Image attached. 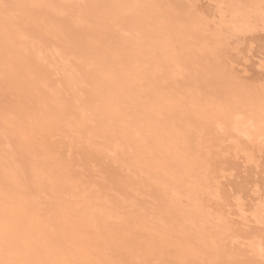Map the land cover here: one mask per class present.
I'll list each match as a JSON object with an SVG mask.
<instances>
[{
	"label": "bare ground",
	"instance_id": "bare-ground-1",
	"mask_svg": "<svg viewBox=\"0 0 264 264\" xmlns=\"http://www.w3.org/2000/svg\"><path fill=\"white\" fill-rule=\"evenodd\" d=\"M44 1L45 0H34V2H36L38 6L40 4H43ZM63 1L74 2L78 0H63ZM163 1H165L167 6L170 5L169 2H166V0ZM188 2L190 3V6H193L191 4V1ZM48 5L49 7L55 9L54 5H51L50 3ZM222 6L220 10H218L220 12L219 14L220 22L218 29L216 30L215 35L212 34L214 35V40L211 41L206 38L198 39L201 50L202 49L205 50L207 52V55L212 56L214 60L218 57L219 51L223 50L224 44L228 45L229 43L228 40L230 37H232L231 39H233V36H238L245 32L254 31L255 30L254 28L257 27L255 26V24H259V25L261 24L262 28L264 27V14H263L264 12L254 18L251 15H242L243 13H241L240 10H238L239 8L237 9L234 8L233 6L232 12L229 13L230 16H226L224 9L225 7L223 8ZM173 7L174 6H172V8ZM44 8L46 9L47 7ZM145 10L147 11V9ZM169 11H173V10H169ZM112 19L113 21L115 20L117 21V29L116 30L114 29L115 31L113 30L114 32L112 34H108V36L107 34L104 35L101 34L99 36H103L108 41H110V38L113 37L117 41L113 44H108L107 45L108 47L104 49L99 44L98 35L87 34L86 32H82L81 27L83 21L79 17L77 20L73 22L74 24V30L72 29L73 31L71 30L66 31L64 29H61L58 35L52 37L53 35L51 34L52 35L51 38H48L47 40H46L47 37H44L42 34L40 36L44 37L45 40L38 41L41 38L39 37L37 42L36 41L33 42V45L31 46L32 49L35 51L38 60L44 61L45 63V60L51 59L52 63L56 67V73H54V71H53L54 74L52 73V76H55L56 78L53 79L49 78L46 82L44 81V83L43 82L42 83L44 84V86H47V88L48 87L50 88L49 90L46 87H44L50 91L53 99L56 100L57 105L59 106V110L60 108H62V110H65L63 109L66 106L65 104H63L65 102V97L72 96L71 94H74L72 100L70 99L72 105L69 107L67 106L68 107L67 112L63 113L64 115L63 117L65 119L64 131L66 132V135L68 134L70 136L78 133L81 134L82 137L86 136L87 142L89 143L92 142L94 145L99 146L100 150L104 154L108 156L109 155L113 156V159L115 160L114 164H118L120 168L122 167L125 171L131 174V179L126 182L127 186H126V190L124 188L125 190L123 191L124 194H120L121 192L119 193L120 194L119 196L122 198V200L121 198L118 197L121 201H123L124 205L127 203L126 201L128 199H131L130 197H133V195L136 198V196H140V195L143 196V194L145 196L146 194V197H148L147 199L148 200L150 199V201L147 202V206L149 207L148 210L152 214H154L153 212L158 208L159 206L158 202H160L161 206H159L160 208H158L156 214L158 220L157 222L158 227L147 226V225L144 226L141 225L138 227L136 226L135 223V226L137 227L136 230H138L139 228L138 231L143 232L144 234L147 233V235L144 236L153 239V242H149L147 244L150 246V249L152 250V251L149 250V252L150 251L153 252V249H155L154 244L157 241V243L160 245L163 246L170 245L174 247V249L178 253L179 259L185 264L188 262H189L188 264H190V261L191 262L197 261L200 262L201 264H216L215 261H221V262L223 260L225 261L226 259H229L231 257L230 252L233 249V248L232 249L229 248L227 244L225 245V239L229 235V231L231 230L232 227L231 222L234 223L233 222L234 220H231V217H233L235 213L234 211L233 213L232 211L231 213H227L230 212L231 209L227 211L225 209L226 207L225 208L223 207L225 211L224 213L222 212L223 209L221 210L220 203L223 202L226 205V202L228 201L227 200L225 202L222 196L220 195L222 181H220L221 179L219 180V178L216 176L214 171L215 168H213L212 164L209 163V161H207L208 159L200 160L199 159L200 157L199 158L195 157V155L192 154V152L196 144L200 145L203 143V141L205 140L204 137L206 136V134L204 133L206 132L208 136H215L216 139L222 137L226 138L229 141L230 146L233 145V147L237 149V150L235 149L237 151L236 153H240V154L247 153L245 155H247L248 161L256 163L257 161L255 160V156L251 153H248L247 150H245V147L248 146V144H251L253 147L258 149L259 153L261 154L264 153V87L255 88L252 87V85L245 88L239 87L240 78L238 79V76L235 75V78L232 79L230 78L225 81L219 75H217L216 71H215L216 74L214 76L213 75L210 76L208 81L207 79L208 72H206V70L204 71L203 68H201L199 75L202 74L201 79L203 86L201 88L191 86L188 89L190 91L189 94L191 97H193L194 104H197V102L200 101L199 98L201 97L203 90L207 91L208 96L209 97L212 96L211 98L214 99V101L213 103L209 102L203 105H198L197 107H195V109H192V111H188V113L182 114L180 111V108L183 105L182 100L180 101L177 99V101L179 102L174 103L173 100L175 99L172 100L171 98L165 96H156L153 98L150 95L147 86L140 84V81L138 80L136 74L135 75L133 74L132 76L129 74V72L132 71L131 66L133 64L141 63L145 59V57L149 56L148 54L149 49L150 47H153L155 45L154 41L152 40L148 41V45L145 46L146 48L141 47L135 50H129V47L127 45L129 36L133 32H136L138 30V26H136L135 24H130L124 20L120 21L115 18ZM154 24L152 25L154 26ZM191 25L193 27L194 24ZM28 29L29 26L28 27L22 26V28L18 31V41L20 44L24 45V43L26 42V38L28 36L27 35ZM150 32H152V30ZM194 33H196V30ZM26 49L28 50V48ZM220 63L221 61H217L216 63H214L213 68L215 69L217 66L220 65ZM27 73L30 77L33 76L31 72H27ZM43 74H45V72ZM204 76H207L206 78L207 80L205 79ZM203 77L205 80H203ZM33 80L35 81V79ZM206 81L207 83L204 84ZM36 83L37 81H35V84ZM221 85L226 90L224 94L219 92ZM229 85H231L232 87H228ZM232 88L233 89L237 88L239 90L238 95L234 100L227 98V96L231 93ZM68 101H69V97H68ZM48 104L44 98H39L36 101V107H37L36 113H40L41 119L43 121L42 123H46L47 121H50V117L47 111ZM212 104L217 105L216 108L213 107L214 110L212 108ZM19 110L22 109L19 108ZM53 110L55 109H51V111ZM35 117L36 115H34V118ZM17 119L20 122V124H23L20 118ZM4 120L5 119H3V121ZM176 120L179 121L177 122L179 125L173 124V122ZM7 130L10 129L7 128ZM152 131L155 133L154 140L153 139L149 140L148 134L151 133ZM178 133L181 135L179 138H176L177 137L176 134ZM0 134H1L0 136V264H8L7 258L12 260V262H15L16 264L17 261H13V260H16L14 259L16 258L15 255L19 257L18 254H20L21 257L23 258L22 259L23 262L26 261L25 262L26 264H35V263L53 264L54 261H52L51 258L49 259V257H51V253L48 255L49 257H47L46 259H43L41 261L33 260L35 262H32L31 255L33 256V254L35 253L34 251L36 250L35 247L34 250L31 249V252L29 251L25 252L24 250H22L23 252L22 254L21 250H16L19 248L18 247L15 248V242L18 241L19 247L21 248L23 247L22 244H24V242L27 245L28 243L29 245L34 244V242L32 241V236L33 238L36 237L37 239V236H40L42 233L44 234L45 231H51L52 235H55L59 231V226L57 225L59 221L62 219L67 220V222L65 223L66 227L70 228V225L72 226V224H74L75 227L78 226L84 227L88 229V231L90 230L94 232H100L103 230V228L109 225H115V226L117 224L123 225L126 223V221H128L126 220L124 209L120 207L118 204H116L110 197L105 196V199L103 201L97 200L96 202L94 201V199H91L90 197L91 193H89L87 187H83L84 184H82V187H80L79 181L75 180V178L74 179L71 178L72 180H69V183H71L69 186L70 188L68 187L67 189H65V192L62 193L63 197L65 196L64 199L60 200L59 198H57L56 200L55 199L53 200L55 201L54 205H56V203H59L60 205L57 204V206H61L58 208L59 209L58 210L59 215H57L58 220L54 222L50 220L51 223H48V217L51 215L50 212H53L54 209L57 210V208L56 207L51 208L52 210H50V212H48L49 209H47L48 211H45V214H43L42 216L39 214L40 211L45 210L43 209V206L45 205L43 201L49 199V195H50L47 189L44 187V185L40 184V177L37 176L38 171H40L41 169L37 170V167H34V165L32 164L33 166L28 167V169L25 170L24 167L25 165L21 164L23 163V161L21 163L18 162L20 159L15 158L18 157V155L17 156L13 155L15 152L14 148L15 150L17 148V147L13 148L14 138L12 137L13 139H11L10 137H8V135H5L6 138L3 139L5 137L3 131L2 133L0 132ZM33 135L35 136V134ZM2 136L3 138H1ZM226 139L225 141H227ZM15 141L19 142L16 140V137H15ZM70 141L71 140H69V142ZM92 143H90V145H92ZM18 144L17 146L19 148L20 145ZM24 145L22 144V149H20L21 147L19 149L24 150L23 149ZM30 150L31 149L29 148V151ZM29 151H26V154ZM15 159L17 161H14ZM9 160L10 161L13 160L15 164L14 163L12 164L11 162L13 161L10 162ZM5 161L6 162L9 161L7 163H10L11 165H6ZM26 161L27 160L25 159V162ZM34 162L39 163V161H34ZM45 167H47V165H45ZM51 167L53 168L54 166ZM42 170L44 172V169ZM49 171H52V169H49ZM66 172L68 173V171ZM49 173L50 172H48V174ZM64 173L62 174V176L64 175ZM21 174L23 175L25 174L24 176H22L25 177L22 178V181L23 179H26V177H29L34 182L32 185H29L30 188H28V190L26 191L24 189H21L24 191L19 190V188L23 187L22 186L23 183L22 185L19 184L21 183V180L18 179V177ZM55 177L57 178V176ZM66 180L68 181V178ZM25 182L27 183V181ZM57 182H59V180ZM14 188L17 190L16 194L18 196L17 200H14L15 202L17 201L15 204L17 210L16 211L13 210L15 212L11 213V207L13 204L10 206L11 204L10 202H14L12 196L13 193L16 192ZM209 188H213L212 192L214 191L215 192L214 193L211 192L210 194V192H208ZM79 189L81 192L79 199H81L82 197L84 201L83 203L76 202V200L78 199L76 195ZM257 189L255 191V194L258 196L257 193L259 190ZM88 193L90 195H88ZM205 194H209V195L205 196ZM208 196H210L211 198L213 197L212 198L214 199L213 201L216 200L215 202L219 205L218 208H217L218 205L216 206V208H210L208 202L206 201V198ZM227 198H225V200ZM133 203H135V201ZM133 203L132 205H129L128 202V205L133 208ZM215 204L213 205V207L215 206ZM62 207L63 209L61 211L60 208ZM237 207H239V209L237 208V210L240 211L239 214L240 217L238 216V218H240L245 225H248L250 227V224L255 223L264 228L263 199L259 198L258 203L256 202V206L254 207L255 208L254 210L252 209L250 210V208L248 209L245 204H240V203L238 204ZM32 208L36 210V216L35 215L32 216L30 214H29L30 216H28L27 212L31 211L30 209ZM46 212H48V214H46ZM44 215L46 218L42 220L41 218ZM149 217L151 216L149 215ZM173 221H178V225L180 224L179 231L175 227V229L177 230L176 231L177 235L175 237L171 236V234L170 235L168 234V227L171 224H173ZM125 225L126 226L129 225V223L128 224L126 223ZM241 229H245V228H241ZM257 231L258 230H256V232ZM137 232L136 235L140 234ZM256 232L254 233L255 237L252 235V232L249 233L252 235V237L251 240L246 241V243H248L246 247L249 248L250 250L249 252L252 253V257L249 256V261L248 258L246 257L245 258L246 262L244 261L245 260L244 259L243 261L245 263L243 262V264H264V238L259 237L257 235L258 232L257 234ZM261 233L262 232H260L259 234ZM241 236L235 238L237 242H239V240L240 241L244 240V238ZM197 240L199 244H195ZM43 244L44 243H42V245ZM241 245H245V243L242 241ZM27 248L24 249L26 250ZM240 248L236 249L237 252L236 254L235 252L232 253L233 255L235 254L234 258L238 256L237 258L239 260H240V256L244 255L241 253L242 250L241 252H238ZM88 250L90 249L88 248ZM136 250H138V248ZM227 250H229L228 255H227L228 253ZM246 250L244 248L245 251L244 253H248V250L247 252ZM19 251L20 253H18ZM32 251H34V253H32ZM83 253L82 255H84ZM24 254L26 255L24 256ZM226 255L229 256V258L228 257L226 259L223 258L222 260L221 258L226 257ZM21 257H20V261H21ZM136 257H139V255H137ZM109 258H105V260H108ZM243 258L244 257H242V259ZM36 260H38V258ZM122 260L117 261L112 259V260H108V262L109 264H123ZM239 260L232 259V263H227V260L225 262L226 264H242L240 263L241 261L239 262ZM225 262L222 263L225 264ZM18 263L20 262L18 261ZM217 264H219V262Z\"/></svg>",
	"mask_w": 264,
	"mask_h": 264
},
{
	"label": "rangeland",
	"instance_id": "rangeland-1",
	"mask_svg": "<svg viewBox=\"0 0 264 264\" xmlns=\"http://www.w3.org/2000/svg\"><path fill=\"white\" fill-rule=\"evenodd\" d=\"M186 1L187 0H166V2H169L170 4L169 6H167L165 1L163 0H81V1L78 0L74 2H66V1L64 2L63 0H45L43 4H40L38 6L37 3L34 2V0H0V130H1L0 132L2 133L3 131L4 136L8 135V137H10L11 139L14 138L13 148L14 147L17 148L16 150L14 148L15 152L13 155L14 156L18 155V157H15L17 159L18 158L20 159L18 162L21 163L23 161V163L21 164L25 165L24 166L25 170H27L28 167H31L33 165L34 167H37V170L41 169L40 171H38L37 176L40 177V184L44 185V187L47 189L50 195H49V199H47L48 201L47 200L43 201L45 205L42 206L43 209L45 210L40 211L39 214L42 216L43 214H45V211H48L47 209H49L48 212H50V210H52L51 208L56 207L57 210L54 209L53 212H50L51 215L48 217V223H51V221L54 222L58 220L57 219L58 217L57 215H59L58 208L61 206H57V204L59 203H56V205H54L55 201L53 200L54 199L56 200L57 198H59L60 200L64 199L65 196L63 197L62 193L65 192V189H67L70 186L71 183H69V180L75 178V180L79 181L80 187H82V184L85 185V186L83 185V187H87L89 193H91L90 197L91 199H94V201L96 202L97 200L103 201L105 199V196L110 197L116 204H118L120 207L124 209L126 220H128L126 221V223L127 224L129 223V225L131 224L130 226L129 225L126 226L125 225L126 223L123 225L117 224L116 226L109 225L103 228V230L100 232H94L90 230L88 231V229L84 227H79V226L75 227L74 224H72V226L70 225V228L66 227L65 223L67 222V220L62 219L59 221L57 225L59 226V231L57 232V234L52 235L51 231H45L44 234L42 233L40 236H37V239L36 237L33 238L32 236V241L34 242L35 245L34 244L29 245V243L27 245L24 242V244H22L23 247H21L23 249H21L19 247V242L18 241L15 242V248L17 247L19 248L16 250H21L22 254H23L22 250H24L25 252L26 251L31 252V249L34 250L35 247L36 249L34 250L35 253L34 251H32V253H34L33 256L30 254L32 262L46 259L47 257H49L48 255L51 253V257H49V259L51 258V260L54 261L53 264H62V263L63 264H80V263L109 264L108 260H112V259L117 261L123 259L122 260L123 264H149L151 262H152L151 264L154 263L155 264H185L179 259L178 253L174 249V247L170 245L163 246L158 244L157 241L156 242L154 241L156 244V245L154 244L155 249L152 248L153 252H151L152 250L150 249V246L147 244L149 242H153V239L144 236L147 235V233L144 234L143 232L138 231L139 228L138 230H136L137 228L136 226L139 227L141 225L158 227L157 226L158 220L156 214L158 208H160L159 206H161L160 202H158L159 206L156 210H154L153 212L154 214H152L148 210L149 207L147 206V202H149L150 199L149 200L147 199L148 197H146V194L145 196L143 194L144 197L140 195V196H136V198L133 195V197H130L131 199H128L126 201L127 203L124 205L123 201H121L122 198L119 195L124 194L123 191L126 190V186H127L126 182L131 179V174L125 171L122 167L120 168L118 164H114L115 160L113 159V156L110 155L108 156L104 154L100 150L99 146L94 145L92 142H90L92 143V145H90V143L86 141V136L82 137V135L79 133L73 134L76 136L73 135L70 136L68 134L66 135V132L64 131L65 119L63 117L64 116L63 113L67 112L68 107L72 105L71 100L74 94H71L72 96L65 97L66 103L65 102L63 103L66 105V106L64 105L65 107L63 108L65 110H62V108H60V110H62L63 112L60 111L56 100L53 99L49 91L50 88L49 87L47 88V86H44L43 84L44 81L46 82L49 78L50 79L56 78L55 76H52L53 71L54 73H56V67L52 63L51 59L45 60V63L44 61L38 60L36 57V53L31 46L33 45V42L35 41L37 42L39 37H41L42 39L40 38L38 41L40 40L44 41L45 40L44 37H47L46 38L47 40L48 38H51L52 35H53L52 37H55L56 35L59 34L61 29H64L66 31L69 30L73 31L74 30L73 22L77 20L78 17L83 21L81 27L82 32H86L87 34H93L98 36L101 34L103 35L107 34V36L108 34H112L117 29V21L115 19H118L120 21L124 20L130 24H135L136 26H138V30L136 32H133L129 36L127 43L129 50H135L137 48L145 47L148 45V41L151 40L154 41L155 44L153 47H150L149 49L148 54L151 57L147 56L141 63L133 64L131 66L132 71L129 72V74L131 76L133 74L134 75L136 74L138 80L140 81V84L147 86V89L153 98L156 96H165L171 98L172 100L175 99L173 100L174 103L179 102L177 101V99L180 101L182 100L183 105L180 108L182 114L188 113V111H192V109H195V107H197L198 105H203L209 102L213 103L214 101V99L211 98L212 96L209 97L207 91L203 90V93L199 98L200 101L197 102V104H194L193 103L194 99L189 94L190 91L188 89L191 86L198 88H201L203 86L201 79L202 74L199 75L201 68H203L204 71L206 70V72H208L207 73L208 78L207 76H204L205 79L206 78L208 79V81H209V77L212 75L214 76L216 73L225 81L230 78L231 79L235 78L236 75L238 76V79L240 78L239 87L245 88L252 85V87L255 88H263L264 87V69H263L264 68V27L262 28L261 24L260 25L255 24V26H257L256 27L257 29L254 28L255 29L254 31L242 33L238 35L239 37L233 36V39H231L232 37H230L228 40L229 41L228 45L224 44L223 50L219 51L218 57L215 60L213 59L212 56H208L205 50L203 49L201 50L198 39L206 38L211 41L214 40V35L216 30L218 29L220 22L219 20L220 12L218 10H220L222 5L223 8L225 7L224 9L226 16H230L229 13L232 12L234 6V8L237 9L239 8L238 10H240V12L243 13L242 15H251L252 17L255 18L256 16L264 12V0H188L191 1V4L193 6H190V3ZM49 3L51 5H54L55 9L49 7L48 5ZM172 6L175 7V10L174 7L172 8ZM44 7L47 8L45 9ZM145 9H147V11ZM169 10H173L174 12L175 11L177 12L174 13L173 11H169ZM128 11H130L132 14ZM131 16L135 20L132 19ZM112 18H115L114 19L115 21H113ZM51 19L53 22L51 21ZM190 22L191 24H194L193 27L190 24ZM152 24H154V26ZM22 26L23 27L29 26L27 35L28 36L30 35L29 37L27 36L24 45L20 44L18 41V31L22 28ZM50 27L52 30L50 29ZM106 28L108 31L106 30ZM151 30L152 32H150ZM195 30L196 33H194ZM42 34L44 37L40 36ZM98 38H99L98 39L99 44L103 49L108 47L107 46L108 44H113L117 41L113 37L110 38V41L106 40V38H104L103 36H99ZM26 48H28V50ZM217 61H221V63L219 66H217L214 69L213 68L214 63H216ZM27 67L29 68V70ZM27 72H31L33 76L30 77ZM44 72L45 74H43ZM181 74L183 77L181 76ZM195 75H197L198 77ZM204 77L203 80H205ZM33 79H35V81H37L39 85L37 83L35 84V81ZM206 83L207 81L204 84ZM44 87H46L49 90H47ZM228 87H232V86L229 85ZM225 91H226L225 88L221 85L219 92L224 94ZM238 91L239 90L237 88L236 89L232 88L231 93L227 96V98H230L232 100L236 99V96L238 95ZM68 97H69V101H68ZM39 98H44L45 101H47V104L49 103L47 111L50 117V121H47L46 123H42L43 121L41 119L40 113H36L37 112L36 101ZM18 107L22 110H19ZM213 107L216 108L217 105L212 104V108ZM51 109H55V110L51 111ZM19 113L22 115H20ZM34 115H36L35 117L36 119L34 118ZM17 118H20L23 124H20ZM3 119H5L7 122L5 120L4 122ZM177 122L179 121L176 120L173 122V124L179 125ZM7 128L10 130H7ZM33 134H35L36 137ZM204 134H206V136L204 137L205 140L202 143L203 145L196 144L194 146V150L192 154H194L195 157L197 158L200 157L199 158L200 160L208 159L207 161H209V163L212 164L213 168H215L214 171L216 176L219 178V180L221 179L220 181H222L220 195L222 196L225 202L228 200L226 202V205L225 203L221 202L222 204L220 203L221 206L220 208L221 210L223 209L222 210L223 213L225 211L224 210L225 207L227 211L231 209L230 212L227 213H231V211L232 213L233 211L235 213L234 216L232 215L233 217H231V220H234L233 221L234 223L231 222L232 225L231 230L229 231V235L225 239V245L227 244V246H229V248L231 249L233 248L232 251L233 250L234 251L232 252L230 250L231 257L229 258V256H227L229 254V250H227L228 253L226 257H222L221 259L223 260V258L226 259L228 257L229 259H226L227 263H232V259L239 260L237 258L238 256L234 258L235 254L237 253L236 249H239L240 247L243 248L245 246L244 248L245 250L247 248L248 253H244L245 252L244 248L243 249L240 248L239 251L237 250L238 252H241L242 250L241 253L244 254L243 256L241 255L244 258L242 259V257L240 256V260H239V262L241 261L240 263L243 264L244 261L246 262L245 259L246 257L248 258V261H249V256L252 257V253L249 252L250 251L249 248L246 247L248 244L246 243V241L251 240L252 235L255 237L254 233L256 232V230H258L257 231L258 234L257 232L256 234L259 237L264 238V228L255 223L250 224V227L248 225H245L241 221V219L238 218V216L240 217L239 215L240 211L237 210V208L239 209V207L237 206L239 203L245 204L248 209L250 208V210L251 209L254 210L255 209L254 207L256 206V202L258 203L259 198L264 200V163H263L264 153L263 154L259 153L258 149L253 147L251 144H248V146H246L247 148L244 146L245 150H247L248 153L253 154L255 156V160L257 161L256 163L249 162L247 155H245L247 153H241V154L236 153L237 149L233 147V145L230 146L229 141L226 138L222 137L216 139L215 136H208L206 132ZM154 135L155 133L152 131L151 133L148 134V139L154 140ZM176 135H177L176 138H179L181 134L178 133ZM15 137L16 140L19 142L15 141ZM1 138H3V136ZM5 138L6 136L3 139ZM225 139L227 141H225ZM69 140L71 141L69 142ZM17 144L20 145L19 146V148L21 147L20 149H22V144L23 145L25 144L23 148L24 150H20ZM212 146L213 147L215 146L214 149ZM29 148L31 149L30 151L32 153L29 151ZM26 151H29L30 154L29 152H27L26 154ZM25 159L27 160L26 162ZM14 161L17 160L15 159ZM14 161L11 163L13 164ZM34 161H39V163ZM7 162L6 165H11L10 163ZM49 164L50 165L52 164L51 166L54 167L52 168ZM45 165H47V167L49 166L50 167L47 168L45 167ZM42 169H44V172ZM49 169H52V171H49ZM46 170L50 173L48 174ZM66 171H68V173ZM63 173L64 175L62 176ZM52 174L53 175L56 174L55 176H57V178ZM24 175L21 174L19 176L20 178L18 177V179L21 180V183L19 184L22 185L23 183L22 185L23 187L19 188V190L24 189L26 191L28 190V188H30L29 185H32L34 182L29 177H26V179H23L22 181V178H25L22 177ZM67 178L68 181L66 180ZM58 180L59 182H57ZM25 181H27V183ZM256 189L259 190L257 193L259 197L255 194ZM212 191L213 188H209L208 192H210V194ZM16 193L17 190L16 192L13 193L12 196L13 201L17 200L18 196ZM80 193L81 192L79 189L76 195L78 198L76 200L77 203L84 202L82 197L81 199H79ZM89 193L88 195H90ZM207 195L209 194H205V196ZM118 197L121 198V200ZM212 198L208 196L206 198V201L208 202L210 208H216L218 204L215 202L216 200L213 201L214 199ZM225 198L227 199L225 200ZM242 200H244L245 202ZM134 201L135 203H133ZM16 202L15 201L10 202L11 203L10 206L13 204L11 207V213L17 210V207L15 205ZM128 202L129 205H132L133 203V208L128 205ZM214 204L215 206L213 207ZM218 207L219 205L217 206V208ZM62 209L63 207L60 208L61 211ZM30 210L31 211L27 212L28 216L30 215L36 216V210L33 208ZM48 212H46V214H48ZM149 215L151 217H149ZM45 218L46 217L44 215L41 219L43 220ZM177 225H178V221H173V224H171L168 227L169 235L171 234V236L173 237L177 235L176 231L177 230L179 231L180 224L178 225V227ZM175 227L177 230L175 229ZM241 228H245V229H241ZM136 232L140 234L136 235ZM251 232L252 235L249 234ZM260 232L262 233L259 234ZM238 236L243 237L244 240L241 241L239 240V242H237L235 238ZM41 240L42 243H44L43 245L41 243ZM242 241L245 243V245H241ZM195 244H199L198 240L196 241ZM24 248L27 249L25 250ZM88 248L90 250H88ZM135 248L136 249L138 248V250L140 251L136 250ZM149 250L151 251L149 252ZM234 252L235 254L233 255L232 253ZM18 253H20V251ZM82 253L84 255H82ZM18 255L19 257L15 255L16 258L14 259L16 260L13 261H17L16 264L18 263V261L22 264H26L25 263L26 261L25 262L22 261L23 258L21 257V255L20 254ZM25 255L26 254H24V256ZM127 255H130L131 257ZM137 255H139V257H136ZM20 257H21V261H20ZM37 258L38 260H36ZM105 258H109V259L105 260ZM7 261L8 264L12 262V260H10L9 258H7ZM225 261L223 260L222 262ZM215 262L216 264L218 262L219 264H223L221 261H215ZM12 263L15 264V262ZM190 264H201V263L197 261L195 262L190 261Z\"/></svg>",
	"mask_w": 264,
	"mask_h": 264
}]
</instances>
